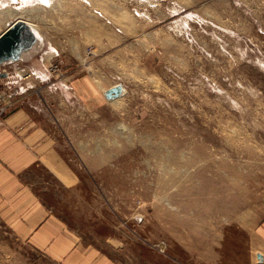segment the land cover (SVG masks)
<instances>
[{"label": "rangeland", "instance_id": "1", "mask_svg": "<svg viewBox=\"0 0 264 264\" xmlns=\"http://www.w3.org/2000/svg\"><path fill=\"white\" fill-rule=\"evenodd\" d=\"M6 9L18 16L0 33L17 17L37 28L12 64L24 92L9 112L25 109L50 139L29 183L84 245L109 264H264V0ZM28 253L0 260L56 264Z\"/></svg>", "mask_w": 264, "mask_h": 264}, {"label": "crops", "instance_id": "2", "mask_svg": "<svg viewBox=\"0 0 264 264\" xmlns=\"http://www.w3.org/2000/svg\"><path fill=\"white\" fill-rule=\"evenodd\" d=\"M17 62L0 66V101L9 105L0 128V258L28 257L29 250L56 264H109L100 250L84 245L53 214L29 183L32 168L48 167L45 162L52 148L44 128L25 109L19 106L9 113L24 92L22 79L15 74L22 70L12 66ZM43 78L41 73L37 77ZM65 83L54 80L48 88L61 90L67 87ZM257 235L264 243V222L257 227ZM0 264L9 263L0 260Z\"/></svg>", "mask_w": 264, "mask_h": 264}, {"label": "water", "instance_id": "3", "mask_svg": "<svg viewBox=\"0 0 264 264\" xmlns=\"http://www.w3.org/2000/svg\"><path fill=\"white\" fill-rule=\"evenodd\" d=\"M37 38L26 22L15 20L7 25L5 30L0 33V66L9 62L21 60L23 54L29 52L36 44ZM123 93L121 84H116L104 91L106 100H115ZM261 260V254H257Z\"/></svg>", "mask_w": 264, "mask_h": 264}, {"label": "bare ground", "instance_id": "4", "mask_svg": "<svg viewBox=\"0 0 264 264\" xmlns=\"http://www.w3.org/2000/svg\"><path fill=\"white\" fill-rule=\"evenodd\" d=\"M11 4H14V5H17V7L21 6L22 3L26 2L27 0H9ZM42 2H46L47 0H41ZM23 11V10H22ZM17 14V12L15 10H11V9H6V10H0V24L6 19V17H12V16H15ZM21 20L20 17H17L15 20ZM14 20V21H15ZM23 20V19H22ZM21 20V21H22ZM24 22H26L25 20H23ZM26 24L32 28L35 36H36V25L31 23V22H26ZM18 77H20V74L19 73H16ZM28 74V73H27ZM33 74V73H32ZM31 74H28L27 76H30ZM124 91V90H123ZM261 261V260H260Z\"/></svg>", "mask_w": 264, "mask_h": 264}, {"label": "built area", "instance_id": "5", "mask_svg": "<svg viewBox=\"0 0 264 264\" xmlns=\"http://www.w3.org/2000/svg\"><path fill=\"white\" fill-rule=\"evenodd\" d=\"M56 72L58 71V67L56 65H54L51 69V72ZM21 79V77H18ZM4 90H6L8 92V88L7 87H4ZM9 108V105L0 101V128H2V126L4 125V120H3V117L4 115L6 114L7 112V109Z\"/></svg>", "mask_w": 264, "mask_h": 264}, {"label": "flooded vegetation", "instance_id": "6", "mask_svg": "<svg viewBox=\"0 0 264 264\" xmlns=\"http://www.w3.org/2000/svg\"><path fill=\"white\" fill-rule=\"evenodd\" d=\"M35 50V45L32 47V49L29 51V52H27V53H25V54H23V56L21 57V60L20 61H23V59H25L26 58V56H29V55H31L32 54V52Z\"/></svg>", "mask_w": 264, "mask_h": 264}]
</instances>
